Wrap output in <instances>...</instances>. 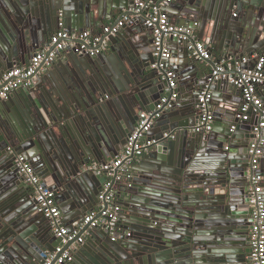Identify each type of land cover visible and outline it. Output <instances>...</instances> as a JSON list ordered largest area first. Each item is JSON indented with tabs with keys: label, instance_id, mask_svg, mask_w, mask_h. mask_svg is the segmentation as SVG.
<instances>
[{
	"label": "water",
	"instance_id": "obj_1",
	"mask_svg": "<svg viewBox=\"0 0 264 264\" xmlns=\"http://www.w3.org/2000/svg\"><path fill=\"white\" fill-rule=\"evenodd\" d=\"M139 1L0 0V77L49 41L59 11L67 31L80 32L100 28L102 11L116 22ZM172 5L171 22L188 26L213 55L234 58L233 69L219 72L225 77L213 79L212 62L190 56L188 39L170 35L163 42L169 55H155L139 17L109 37L101 53L64 51L41 66L33 87L0 99V264H41L59 243L19 176L16 155L54 191L63 224L76 228L99 208L108 181L87 166L123 150L139 112L153 111L170 94L169 70L178 98L145 134L155 144L133 166L131 182L111 181L120 207L117 231L85 228L87 240L66 245L74 246L73 257L63 264H251L248 191L260 174L264 198V151L252 169L248 148L258 118L238 117L241 104L233 96L241 90L228 79L237 60L264 57V0H174L167 12ZM207 84L213 128L193 132Z\"/></svg>",
	"mask_w": 264,
	"mask_h": 264
},
{
	"label": "built area",
	"instance_id": "obj_2",
	"mask_svg": "<svg viewBox=\"0 0 264 264\" xmlns=\"http://www.w3.org/2000/svg\"><path fill=\"white\" fill-rule=\"evenodd\" d=\"M173 1L140 0L134 7L129 8L119 20L103 25L97 34L90 30L67 31L63 22V12L59 11L57 29L49 41L40 50H37L25 65L14 67L0 77V99H6L14 90L33 87L41 66L55 61L64 51L73 50L77 54L88 56L101 53L106 49V41L109 37L117 35L132 18L139 17L143 18L145 26L151 31L155 55H169L166 48L163 47V42L170 35L188 39L187 49L190 56L200 62H212L211 75L213 79L225 77V75H219V72L233 69L231 61L234 58L231 55L215 57L203 42L196 39L193 30L188 26L171 22L166 7ZM233 15L236 13L234 12ZM240 65H246V67L242 69ZM235 69L237 72L228 81L230 85L241 90L243 101L240 106L241 114L238 117L247 120L251 111L258 112L260 115L257 125L253 127V133L257 138L248 148V153L251 156V168L256 169L258 158L264 151V138L259 137L261 129L264 128V100L260 96L264 93V57L257 53L245 56L236 61ZM166 76L170 78L169 89H172L170 94L163 96L153 111L139 112L137 123L128 136L123 150L110 161L91 163L87 166V169L97 174L105 173L108 181L98 194L99 208L88 212L76 228L68 229L63 224L54 191L41 182L23 155H16L15 167L22 182L32 188L37 211L48 219L54 235L59 238V243L54 250L43 255L44 262L41 264H63L70 260L74 246L71 244L66 247V245L71 241L83 243L87 236L85 228L101 227L109 230L111 234L117 231L120 207L115 202L116 196L113 187H111V181L131 182L134 161L148 152L155 144V140L147 139L145 134L150 131L161 111L171 108L178 98L177 81L173 78L174 72L169 70ZM169 89L167 90L169 91ZM211 97L212 91L207 84L198 96L201 116L192 129L193 132L208 133L212 130L214 115L210 103ZM261 181V175L255 173L248 191V218L250 220L248 243L251 264H264V198Z\"/></svg>",
	"mask_w": 264,
	"mask_h": 264
},
{
	"label": "crops",
	"instance_id": "obj_3",
	"mask_svg": "<svg viewBox=\"0 0 264 264\" xmlns=\"http://www.w3.org/2000/svg\"><path fill=\"white\" fill-rule=\"evenodd\" d=\"M235 9V8H234ZM170 10V11H169ZM169 10H168V16L169 17H171L172 19H174V20H176V14L175 13H173V12H175L176 10H177V7H175V6H170L169 7ZM235 11V10H234ZM234 11H233V13H234ZM236 13V12H235ZM100 14H101V11H100ZM106 14V11H102V18L104 19V24H100L101 25V27L103 26V25H106V24H109V23H112V22H114V19H112V18H108V16H106L105 15ZM231 16H235V15H233V14H231ZM237 16V15H236ZM105 17V18H104ZM101 27L99 28V26H97L96 28H93V29H85V30H90L92 33H94V34H97L98 33V31H100L101 30ZM55 30V29H54ZM53 30V31H54ZM71 32H76L75 30H73V31H71ZM214 56L215 57H219V56H223L221 53H217V54H214ZM260 96H261V98L262 99H264V93L263 94H260ZM235 99H238V101H239V104H241L242 103V95L240 94V96H233ZM259 119L260 118V115H259V113L258 112H254V111H251V113H250V116H249V119ZM149 139H153V138H149ZM149 151H151V149L149 150ZM148 151V152H149ZM148 152H146V153H144L140 158H138L137 160H135L134 161V166L135 165H137L141 160H142V158L144 157V156H146L147 155V153ZM62 221H63V223H64V220H63V218H62ZM65 225V224H64ZM66 226V225H65ZM67 227V226H66ZM68 228V227H67ZM69 229V228H68ZM86 240H87V238H86ZM72 255H73V253H72ZM72 257L73 256H71V259H72ZM70 259V260H71ZM69 261V260H68ZM67 261V262H68Z\"/></svg>",
	"mask_w": 264,
	"mask_h": 264
}]
</instances>
